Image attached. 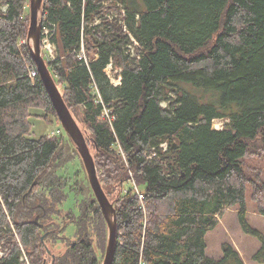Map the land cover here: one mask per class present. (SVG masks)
Segmentation results:
<instances>
[{"label": "trees", "instance_id": "obj_1", "mask_svg": "<svg viewBox=\"0 0 264 264\" xmlns=\"http://www.w3.org/2000/svg\"><path fill=\"white\" fill-rule=\"evenodd\" d=\"M25 1L0 0V264H101L106 222L87 176L71 186L58 175L72 153L81 160L75 145L28 137L31 109L59 120L29 58ZM106 1L124 14L103 18L115 12ZM39 19L54 28L48 71L116 212L112 264H244L227 243L219 259L205 252V233L234 206L242 233L261 243L251 259L264 264L242 168L264 142V0H43ZM82 36L88 64L77 57ZM103 106L111 124L99 120ZM68 191L80 195L76 216L61 211ZM251 194L264 216V184Z\"/></svg>", "mask_w": 264, "mask_h": 264}, {"label": "rangeland", "instance_id": "obj_2", "mask_svg": "<svg viewBox=\"0 0 264 264\" xmlns=\"http://www.w3.org/2000/svg\"><path fill=\"white\" fill-rule=\"evenodd\" d=\"M107 10H115L113 13H108L117 17L121 12L119 11V7L117 5H113L110 1H106L103 3ZM29 0L25 1L26 11L29 12ZM106 16V15H104ZM104 16H102L104 18ZM112 17L108 19L111 20ZM101 22V21H100ZM96 23H94L95 25ZM137 52V51H136ZM165 104V103H164ZM162 104V106H164ZM30 124H32L31 133L28 136L31 139H38L40 136H48L57 130H60V137L63 138L64 144L68 147L69 151L72 152V144L69 141V137L66 136L67 134L63 131L61 127H59V123H57L56 117H52L51 115L43 112L37 111L34 109L30 110V117L28 118ZM223 125V122L215 120L213 121L212 127L215 130H218ZM250 152L247 156L243 159V180L246 182L244 184V192L245 195V207H246V218L245 220L249 224V226L253 229L258 230V232L262 233L264 236V216L260 215L257 211V204L253 199L252 189L256 183H263L264 184V142L258 141L255 142L250 147ZM71 160L67 161L65 165L58 171V175L68 178V183L71 186L74 183H79L77 186H81L82 182H85V171L82 167L80 159L77 156H74L72 153ZM76 186V187H77ZM124 193L133 187L131 183L126 182L124 185ZM82 194H87V187L83 186ZM135 190V188H134ZM139 190H143L141 186L136 187V193H139ZM80 195L75 193L74 191L67 192V198L61 205V211L63 213L71 212L75 216L78 215V209L76 207L75 199H79ZM238 219V207H230L227 209L222 217L218 219L219 223L217 227L213 230H209L205 233V243H206V255L214 258L219 259L222 256L221 247L222 244L227 243L231 245L240 255V259L243 260L244 264H259L256 261H253L251 258L252 256L258 252L260 249V242L257 238L253 236H248L242 233L243 231L240 228ZM105 224V223H104ZM102 229V237L99 241L101 250L100 253L103 252L106 248L107 243V228L105 225ZM63 235L68 239L73 241L75 238V228L73 227L72 223H67L65 226V230ZM56 250V249H54Z\"/></svg>", "mask_w": 264, "mask_h": 264}, {"label": "water", "instance_id": "obj_3", "mask_svg": "<svg viewBox=\"0 0 264 264\" xmlns=\"http://www.w3.org/2000/svg\"><path fill=\"white\" fill-rule=\"evenodd\" d=\"M42 1L43 0H29V26L26 32L29 58L32 60L36 69L35 71L38 73L41 83L48 94L47 97H49L54 108L53 110H55L59 120L58 123H60L61 128L67 134L66 136H68L75 145L74 148H76L81 158L80 161H82L85 170L84 174L87 176L89 187L95 198L94 200L98 204L100 213H102L106 222L105 226H107V245L104 250L105 254L101 264H112L117 247L116 212L113 203L107 199V196L100 186L101 184L98 179V174H96L97 170L95 163L89 148H87L88 145L86 140L77 123L74 122L75 120L64 103L63 98L60 96L61 94L48 71L47 63L42 58L40 45L41 21L39 19Z\"/></svg>", "mask_w": 264, "mask_h": 264}, {"label": "built area", "instance_id": "obj_4", "mask_svg": "<svg viewBox=\"0 0 264 264\" xmlns=\"http://www.w3.org/2000/svg\"><path fill=\"white\" fill-rule=\"evenodd\" d=\"M117 6L119 7V9L121 11V14H124V10L122 9V7L120 5H117ZM104 17L108 19L109 17L114 18L115 16H112V14H109V15H106ZM94 23H96L95 25L99 24L100 23V19H97ZM94 23L91 26H93ZM49 26H51V25H49ZM51 27H44V28L41 29L42 30L41 31V39H40L41 53H42L43 58L46 61H53V60L56 59L55 58V56H56L55 47H54V45H52L53 44L52 43V38H53V35H54V32H53L54 28L53 27L51 28ZM123 32H126V29L123 28ZM82 42H83V36H82V39H81V42H80V45H81L80 52L78 53L77 57H78L79 60L83 61L85 64H88L90 60L85 56L86 54H85V51H84V44ZM132 42H133L132 45H128L127 46V49L129 50L131 55H133L135 53L134 47L137 46L136 42H134L133 40H132ZM21 43H23V41ZM111 67H112V65L109 64L105 68L106 69V75L110 79L109 82H111L114 86H116V85L120 84V81H119L120 77L119 76L115 77L113 75L114 74H119V73H115V72H119V71L116 70L115 72L112 73ZM102 108H103V110L101 112V115L99 116V120L100 121H106L109 124H111L113 117H111L110 112H109V110L107 108H105L104 106ZM59 134H61L60 130H57L55 132H52V134L49 135V136L53 137V136H58ZM134 188L136 190L135 185H134ZM137 196L140 199L142 197L139 193H137Z\"/></svg>", "mask_w": 264, "mask_h": 264}, {"label": "crops", "instance_id": "obj_5", "mask_svg": "<svg viewBox=\"0 0 264 264\" xmlns=\"http://www.w3.org/2000/svg\"><path fill=\"white\" fill-rule=\"evenodd\" d=\"M111 69H112V73L115 72L116 70H118L119 72H115V73H120V71H121L120 69H113L112 67H111ZM114 75H115V74H114ZM114 75H113V76H114ZM118 76L120 77V80H121V76H120V74H116L115 77H118ZM120 80H119V81H120ZM111 84H112V83H111ZM118 85H119V84H118ZM51 134H52V133H51ZM51 134H50V135H51ZM59 135H60V134H59ZM59 135H58V136H59ZM53 137H55V136H53ZM135 187H136V186H135Z\"/></svg>", "mask_w": 264, "mask_h": 264}, {"label": "bare ground", "instance_id": "obj_6", "mask_svg": "<svg viewBox=\"0 0 264 264\" xmlns=\"http://www.w3.org/2000/svg\"><path fill=\"white\" fill-rule=\"evenodd\" d=\"M127 33H128V32H127ZM129 41H130V40H129ZM115 75H116V74H115ZM115 75H114V76H115Z\"/></svg>", "mask_w": 264, "mask_h": 264}, {"label": "flooded vegetation", "instance_id": "obj_7", "mask_svg": "<svg viewBox=\"0 0 264 264\" xmlns=\"http://www.w3.org/2000/svg\"><path fill=\"white\" fill-rule=\"evenodd\" d=\"M92 192V191H91ZM93 194V193H92ZM94 196V195H93Z\"/></svg>", "mask_w": 264, "mask_h": 264}]
</instances>
